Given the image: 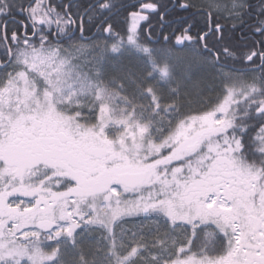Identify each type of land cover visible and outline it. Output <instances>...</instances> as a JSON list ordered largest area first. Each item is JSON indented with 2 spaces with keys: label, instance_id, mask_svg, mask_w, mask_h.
Here are the masks:
<instances>
[{
  "label": "snow or ice",
  "instance_id": "obj_1",
  "mask_svg": "<svg viewBox=\"0 0 264 264\" xmlns=\"http://www.w3.org/2000/svg\"><path fill=\"white\" fill-rule=\"evenodd\" d=\"M0 264H264V0H0Z\"/></svg>",
  "mask_w": 264,
  "mask_h": 264
}]
</instances>
